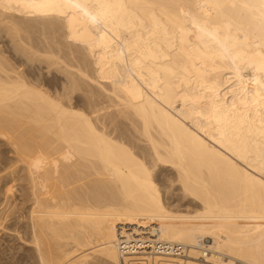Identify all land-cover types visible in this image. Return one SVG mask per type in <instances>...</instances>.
<instances>
[{
	"label": "bare ground",
	"instance_id": "6f19581e",
	"mask_svg": "<svg viewBox=\"0 0 264 264\" xmlns=\"http://www.w3.org/2000/svg\"><path fill=\"white\" fill-rule=\"evenodd\" d=\"M2 17L50 39L15 51L52 67L55 38L77 61L55 95L0 52V197L13 214L25 184L38 264H197L207 242V264H264V0H0Z\"/></svg>",
	"mask_w": 264,
	"mask_h": 264
},
{
	"label": "rangeland",
	"instance_id": "374dc122",
	"mask_svg": "<svg viewBox=\"0 0 264 264\" xmlns=\"http://www.w3.org/2000/svg\"><path fill=\"white\" fill-rule=\"evenodd\" d=\"M0 27V52L1 55L19 68L36 82H39L52 94L63 93L69 86V73L65 69L76 71L71 65L77 64L76 59L63 57L64 51L59 48L57 41L52 39V67L49 60L41 53L36 55L17 52L16 47L23 48H48L50 39L46 33L38 31L34 26L22 29L20 36L15 37L9 33L10 19H4ZM35 50V49H33ZM59 50V52L57 51ZM51 56V55H49ZM55 63V64H54ZM24 175L23 172H21ZM19 183V182H18ZM25 184L19 183L14 197L19 208L13 213H8V206L3 197H0V264H38L31 247L27 244L29 234L28 204L24 202Z\"/></svg>",
	"mask_w": 264,
	"mask_h": 264
},
{
	"label": "built area",
	"instance_id": "2783aa9c",
	"mask_svg": "<svg viewBox=\"0 0 264 264\" xmlns=\"http://www.w3.org/2000/svg\"><path fill=\"white\" fill-rule=\"evenodd\" d=\"M207 243L206 244H203V246L200 247L201 256H200V258L198 260H196V262H198L197 264H207L206 263V259L210 255V253H211L210 250L208 249ZM161 250H163V249H161ZM170 250H169V252H170ZM184 251H185V249L181 245L175 247V252L178 253V254H181Z\"/></svg>",
	"mask_w": 264,
	"mask_h": 264
}]
</instances>
